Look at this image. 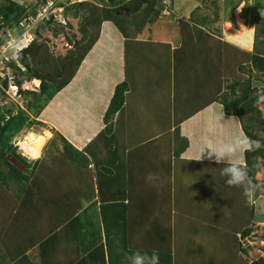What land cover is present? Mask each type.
Here are the masks:
<instances>
[{
    "label": "trees",
    "instance_id": "obj_1",
    "mask_svg": "<svg viewBox=\"0 0 264 264\" xmlns=\"http://www.w3.org/2000/svg\"><path fill=\"white\" fill-rule=\"evenodd\" d=\"M6 1V4L0 6V21L3 27H10L20 19L25 9L14 0ZM103 1H105L104 5L92 2L75 4L85 11L79 26L81 38L73 42L72 48L62 58L47 57L46 43L38 42L37 39H34L27 49L20 52L18 61L23 69L16 68L19 78L14 79L15 83L20 84L32 79L40 80L38 91H21L24 96L29 93L32 96V102L27 103L26 107L31 111L38 109L36 110V115H38L43 109L40 106L41 102L51 100L72 81L83 59L98 40L102 23L110 21L124 38V79L114 86L103 115L102 134H109L112 131L114 115L124 105L130 103L132 82H138L137 73L134 72L138 70L139 61L147 53L153 56L159 53L163 58L166 56L168 66L174 69L176 87L173 91V99L170 101V98H167L171 102V113L162 111L165 107L162 109L148 108L153 111L147 113L148 117L153 113H156L158 118L163 115L166 123L162 122L165 126L161 127L162 130L157 137L152 136L151 140L139 142L136 145H130L128 142L127 168L130 171L136 165L137 152L146 151L149 154L155 152L164 147L160 145L163 139L168 144L165 148L169 150L170 158H178L188 146L187 139L180 135V123L215 102L222 106L225 115L237 117L246 138L250 143L257 142L259 146L244 150L245 164L243 166L213 161H194V163L191 161L190 167H196L201 171L193 173L191 184L193 180L197 181L202 186L204 194L198 191L196 182H194L195 185L181 183L182 175L179 170L173 171L172 163L169 161L165 168L167 181L165 180L161 190L162 200H167L169 204L166 226L156 224L157 229L162 225L161 231L149 240L144 238L142 241V238H137L136 241H132L133 238H122L123 246L127 248L125 240H129L131 254L151 259L154 264L155 262L157 264H264V257L247 262L239 254L240 251H244L241 248L240 237L244 238L250 233L248 225L255 210L253 204L250 203L246 188L253 190L257 188L255 174L259 164L256 158L264 159V139L259 138L257 134L259 125H264V121L259 118L260 111L257 107L260 93L252 85V78L245 77V73L251 74L255 71L264 75V48L258 51L256 48L253 52L243 50L223 40L221 35L216 36L209 30L197 28L196 21L191 17L182 16L178 19L166 20L169 18L161 16V12L166 8L164 0ZM217 5L214 4L216 9H218ZM70 8L72 6L68 9ZM218 19L219 14L216 11L215 21ZM201 21V23L208 24L204 17ZM259 24L260 27L255 32L264 34V16L260 18ZM159 46L161 49L158 48ZM133 49L140 53L138 57L132 54ZM12 66L15 67L14 64ZM232 78H234L233 81L228 84L227 81ZM3 84L7 87L6 80ZM129 110L127 111L130 112ZM12 120L14 118L1 127L0 134V264H23L28 259L27 249L34 247L36 248L35 254L41 259V264H113L109 229L113 216L119 217L129 206L122 203L100 205L101 219L106 234V249L104 244H100L82 258L75 256L63 258L61 261L51 258L48 249L50 242L56 240L61 232L76 226L77 219L73 216L82 201L91 202L95 199L92 178L90 179L85 171L88 160L65 137L58 134L63 142L60 155L66 170L63 168L64 171H60L57 165H43L39 168L35 165L36 171L45 177L46 191L51 188L53 192L70 189L76 198L72 207L73 213L67 215L68 218L59 228L60 231L51 234V230H46L43 235L37 234L35 218L31 219L33 211L29 212L27 208V204L31 203V193L28 191L30 188L27 187L28 176L1 157V153L8 147L5 142H1L2 139H6L5 134L10 132L12 135L15 130H19L20 125L25 124L27 117H22V114L17 115L16 129L10 128ZM132 123L135 121L133 112H130L129 127ZM154 124L158 125V122ZM219 129L229 131L225 128L224 122L220 123ZM145 137L142 134L139 136L143 139ZM2 163L7 165L10 175L2 171ZM138 165L141 170H145L146 174L150 171L148 166L144 169L140 161ZM190 172L189 169L187 174ZM9 176L13 178L18 187L15 191L13 189V193L9 192L6 181H3L8 182ZM225 180H231V184L239 185L240 181L243 186L245 184V200L240 197L244 202V207L240 209L239 218L236 217L238 212L235 209L236 203H233L235 200H230L231 197L237 196L234 194L237 188L233 185L229 187V184H225ZM72 197H67V199H72ZM68 201L72 203L71 200ZM131 203L133 204V197ZM223 204L232 206L233 209L227 211L220 207ZM132 208L135 212L136 205ZM171 209L173 214L170 213ZM233 215L236 217L235 220L222 222V218L230 219ZM115 221L119 222V220ZM53 230H56V227H53ZM28 264L33 263L28 262Z\"/></svg>",
    "mask_w": 264,
    "mask_h": 264
},
{
    "label": "crops",
    "instance_id": "obj_2",
    "mask_svg": "<svg viewBox=\"0 0 264 264\" xmlns=\"http://www.w3.org/2000/svg\"><path fill=\"white\" fill-rule=\"evenodd\" d=\"M218 1L219 4L225 2V0ZM261 3V0H254V8L259 9L262 7ZM194 4L196 5V3ZM217 8L219 13L220 5H217ZM202 18L199 20L200 23ZM217 21L216 26L210 23L207 25L215 28L214 30L220 35V15ZM200 23H196L197 28L205 30L206 24ZM250 32L252 34V31ZM232 40L236 39L227 41ZM158 48L161 49L160 46ZM243 50L248 51L250 49L243 47ZM132 54L137 57L140 55L134 49ZM149 55V53L145 54L142 59ZM151 58L155 65L152 66L153 69L156 67L162 68L164 65L168 67L166 56L163 58L158 53L154 56L151 54ZM159 63L160 65H158ZM123 79L124 38L116 27L110 24L109 21H105L101 25L98 40L83 59L72 81L55 95L57 100L53 104L56 107H50L51 103H48L38 116L41 123L47 124L48 128L59 131V134L65 137L75 149L87 157L88 165L85 171L89 178H92L96 195L91 202H81L78 211L73 216L77 219L76 226L74 225L69 230L61 232L56 240L50 242L49 254L56 261L75 256L82 258L100 244H104L106 249V234L101 219L100 205L122 203L129 206L125 213L119 217L113 216L109 229L113 264H154L151 259L131 254L129 251L131 247L128 245L130 241L125 240L127 249L123 246L121 240L122 238H133L132 241H136L137 238H142V241H144V238L149 240L161 231L160 227L162 225L157 229L156 224L166 226L169 204L167 200H162L161 190L167 181L165 168H167L169 161L172 163L173 171L177 172L176 170H179L182 175L183 179H180V182L186 185H192L189 174H187L191 161L193 163L194 161H213L241 166L245 164L243 152L245 149L250 148V141L244 135L237 118L226 115L220 116V107L215 102L180 123V135L187 139L188 146L178 158H170V152L165 148L168 144L163 139L160 145H164V147L159 148V150H155L150 154L146 151L137 152L136 165L130 171L127 168L128 142L130 145H136L139 142L149 141L152 136L157 137L160 131L153 132L149 130L146 125L151 123L143 120L140 111L133 114L135 123H132L129 127L130 112L127 110L132 109L129 103L114 115L111 133L102 134L104 112L114 86ZM171 88L170 96L173 95L176 87L173 84ZM169 98L171 101V97ZM155 99L152 104H146L150 109L165 107L158 97ZM133 109H142V103L134 106ZM152 117L159 119L156 113L152 114ZM234 118L237 121H234ZM202 119L203 126L201 127ZM225 119L227 120L225 121ZM229 121L231 122L228 123ZM223 122L225 128H228L229 131H220L219 126ZM212 123H215L212 127L213 131L217 130L214 134H211L210 128L208 129V124ZM195 133H198L199 136L193 140ZM141 134L146 136L145 139L139 138ZM50 135L51 133L48 134L49 137ZM36 138L37 136L31 139L26 138L27 145H22L26 149L31 148L30 150L36 155L33 160L39 158L43 151V146L37 151L30 147L32 145L34 147L43 145L42 140L38 138V142L35 143ZM139 161L144 169L146 166L150 168L147 174L145 170L139 168ZM176 165H178V168H176ZM240 179L242 180L241 177ZM44 181L45 177L42 174L41 178L30 179L27 185L30 188L28 191L31 193V203L27 204V208H29V212L33 211L31 219L35 218L37 234L40 235H43L46 230H51V234L56 233L64 225L66 218H68L67 215L73 213L72 207L76 200L73 191L70 189L53 192L51 188L46 191ZM231 185L237 188L235 195L239 196V188L242 189L245 195V184L243 186L241 181L239 185L229 184V187ZM134 189L138 191H132ZM67 197H72V199H67ZM132 197L133 204H130ZM68 200H71L72 203ZM133 205H136L135 212L132 208ZM170 213L173 214L172 209ZM115 220H119V222ZM53 227H56V230H53ZM140 243L142 244V242ZM35 251V247L27 249L28 259L23 264H28V262L41 264V259L35 254Z\"/></svg>",
    "mask_w": 264,
    "mask_h": 264
},
{
    "label": "rangeland",
    "instance_id": "obj_3",
    "mask_svg": "<svg viewBox=\"0 0 264 264\" xmlns=\"http://www.w3.org/2000/svg\"><path fill=\"white\" fill-rule=\"evenodd\" d=\"M14 1H16L18 4H23V6L28 12L33 10L39 2V0H33V1L14 0ZM84 2H92L93 4L104 5L105 1L86 0ZM166 2L167 3L165 5L167 6V8L171 10V12L167 13V15L170 14L171 17L169 16L167 17L169 19L166 18L164 19L174 20L180 18L182 15L183 16L185 15L186 18L191 17L198 24L200 23L199 22L200 18L204 17L207 19V23L214 24V26H216L215 12L216 11L218 12V9L214 7V4H218L220 5V11L218 13L220 15L219 28H220V35L223 40L227 41L231 39H236L234 41L233 40L229 41L230 44H234L242 49L243 47L248 48L250 49L248 51L251 52L256 51V48L257 51L264 48V34L261 33L258 34L255 32V30L260 27L259 24L260 18L264 16V0H261L262 7H260L259 9L254 8L255 7L253 6L254 0H251V2L250 0H225V2H222L221 4H219L218 0H169ZM6 3H7L6 0H0V6ZM194 3H196V5ZM71 6L72 8L70 9L67 8L66 10V17L65 18L59 17L57 19L58 21H56V24L54 22H51L50 24H48L49 26L42 25L40 28H38L36 39L38 40V42L46 43L48 47V54L46 55L47 57L52 56V58L53 57L55 58L58 56L62 58L69 51V49L72 48L73 42L81 38V34L79 32V26L81 25L82 15L84 14L85 11L79 9L77 5H71ZM61 22H65V25H61L62 24ZM109 23L115 27V25L112 22L109 21ZM105 26H103V28H105ZM204 29L213 32L214 35L216 36H220L218 35V32L214 30L215 28L211 27V25H205ZM250 31H252V34ZM229 34L232 35L233 37L230 36ZM152 63L153 61L151 58V54L145 57L144 60L141 59L139 61L140 65L138 66V70L136 71L138 82L136 81L132 82V86H131L132 90L129 96V102L131 105L130 108L132 109H130L129 111L133 112V114L140 111L143 120L151 123L150 125H146V127L149 130L155 132L156 130L157 131L162 130L161 127L165 126V124H162V122L166 123V119L165 117H163V115H161L159 119H153L154 117L152 116L148 117L147 113L153 111L148 110L149 107L146 104H152L153 100L156 97H158L160 102H162L165 106V109H163L162 111H164L165 113H171V102L167 98L171 97V99H173L172 97L173 95L170 96L169 94H170V90L172 89L171 85L175 83V80L173 76L174 69L172 70V66L170 68L169 66L166 67L164 65L162 68L156 67L155 69H153L152 66L155 65L154 63L153 64ZM50 65L52 64L50 63ZM158 65H160V63ZM245 74H246L245 77L252 78L251 79L252 85L256 87L258 89V92L260 93V97L257 101V107L260 111L259 118L260 120L264 121V75H261L260 73H257L255 71H253L251 74L248 73ZM18 78L19 76L17 77V79ZM233 79L234 78H232V80L227 81V83L228 84L231 83ZM34 81L29 80L26 81L25 83L20 84L21 89L24 88L25 90L29 89L30 91L28 90V92L38 91L39 88L37 87L39 86L40 82L39 80H34ZM22 94H23V98L14 100L13 105L8 109L9 111L3 109L0 106L1 124L2 123L6 124L11 119L14 118V120L11 121L10 128L11 127L15 128L17 115L22 114V117L24 118L27 117L25 124L24 125L21 124L19 130H15L12 135H10V132L5 134L6 139H2L1 142H5V144L8 147H6L5 148L6 150L4 149V151L1 153V157L2 159H6L7 156H12L16 158L20 162V164L24 166V169L21 170V172H23L25 175L28 176V182H29L30 179L42 177V174L36 171L35 165L38 168L39 166L42 167L43 165H53V166L57 165L60 167L58 169H60V171L62 172L64 171L63 168L66 170V166H63L62 157L60 155L63 142L60 140L58 136L59 131L57 130L55 131L53 129L50 131L48 129L47 124L44 125L43 123H41V121L38 120V116L40 115L41 111L48 105V103H51L50 107L52 106L56 107V105L53 103L57 100V97L56 96L54 97L53 102L52 99L49 100L48 102H46V100H43L40 105L42 106L43 109L40 111L38 115H36L37 112L36 110L38 109L31 111L30 108L26 107L27 103L32 102L31 93L25 95V97H24V93ZM0 97L2 101L9 100L6 94H4L3 92H0ZM20 101L23 103H21ZM19 102L21 103L20 105ZM140 103H142L143 106L142 109H133L134 106H138V104ZM218 105L220 107V114H221L220 116H225L224 111L222 110V106L219 103ZM228 116L230 117L231 115ZM155 120L158 121V125H155L153 122H151ZM226 120L227 119H225V121ZM237 120L239 121L238 118ZM237 120L234 118V121ZM230 122L231 121H229L228 123ZM214 124L215 123L208 124V129L210 128L211 134L217 132V130L213 131L212 127ZM202 126H203V119L201 123V127ZM31 132L37 133L36 135L37 138L39 140H42L41 142L43 145L45 144L44 146L42 145L43 151L41 152V157L37 160H29L23 156L25 152L24 151L25 148L22 145H27V140L23 139V137L25 134H30ZM48 132L52 134L51 138H49L47 134ZM44 133L46 134L44 135ZM257 134L259 138L264 139V125H259V131L257 132ZM198 136L199 134L195 133L193 136V140L195 139V137L197 138ZM37 138L35 139V143L38 142ZM19 143H21L20 144L21 146L17 145ZM250 144H251L250 146L251 148H255L259 146L257 142H253ZM109 146L111 147V145ZM256 161L259 164L258 171L255 174V179L257 181V188L255 190H253L252 188H246L248 191V195L250 196V203L253 204L255 209L254 216L252 217L251 222L248 225V228L250 229V233L244 238L240 237L239 240L241 243V248L244 250V251H240L239 254L247 262H251L261 257H264V166H263L264 159H262L261 157H257ZM1 169L6 175L11 174L6 164L2 163ZM189 169L191 171L189 174L190 180L192 178V175L194 176L193 173H195V171L201 172L200 170H197L196 167L191 166ZM34 172H36L35 175L33 174ZM3 181H6L5 183L8 186L7 188L9 192L13 193L15 190L18 189L17 184L15 183V181L11 176H9L8 182L7 180H3ZM194 182L197 183L196 188H198V191L204 194L205 192L202 186L195 180L192 181L193 185H195ZM5 183H2V185H5ZM225 184L226 185L231 184V180H225ZM238 195L239 196H233L234 199L233 197H231L230 200L231 201L235 200V202L233 201V203H236L237 207L234 208L238 212V215H236V217L239 218L241 216L240 209L242 210L244 207L243 204L244 202L241 200L240 197L244 198L245 200L241 188H239ZM220 207L224 208L227 211L233 209L232 206L224 205V204L220 205ZM218 211H220L219 208ZM236 217H234L233 215V217H231L232 220L231 218L230 219L222 218V222L233 221L235 220ZM237 236H239V234H237Z\"/></svg>",
    "mask_w": 264,
    "mask_h": 264
},
{
    "label": "built area",
    "instance_id": "obj_4",
    "mask_svg": "<svg viewBox=\"0 0 264 264\" xmlns=\"http://www.w3.org/2000/svg\"><path fill=\"white\" fill-rule=\"evenodd\" d=\"M82 1L83 0H45L42 2L40 0L35 9L30 12L26 11L13 27H3L0 22V92L6 94L10 100L2 101L0 97L1 107L10 108L14 100L23 98V95L19 93L14 83L15 76L10 63L15 61V64L18 65L16 59L19 52L29 47L30 43L36 37L38 28L42 25H48L51 22L56 24L59 17H66L67 8ZM166 1L168 0H164L165 4L167 3ZM166 8L163 12L167 14L169 11ZM61 23V25H65V22ZM4 80L7 81V87H4ZM20 102L19 105L23 103Z\"/></svg>",
    "mask_w": 264,
    "mask_h": 264
},
{
    "label": "clouds",
    "instance_id": "obj_5",
    "mask_svg": "<svg viewBox=\"0 0 264 264\" xmlns=\"http://www.w3.org/2000/svg\"><path fill=\"white\" fill-rule=\"evenodd\" d=\"M169 1V0H168ZM82 2H84V1H82ZM165 4V3H164ZM20 5H22V7L25 9V7L23 6V4H20ZM167 7V6H166ZM35 9V8H34ZM169 12L171 11L169 8H166ZM27 10L25 9V12H26ZM24 12V13H25ZM23 13V14H24ZM22 14V15H23ZM21 15V16H22ZM20 16V17H21ZM161 16H165L166 18H167V16H170V14L169 15H167L165 12H161ZM1 19V18H0ZM1 22V21H0ZM15 23H13L10 27H13V25H14ZM1 36V35H0ZM36 36H37V34H36ZM34 39H36V37L34 38ZM34 39H33V41H34ZM32 41V42H33ZM31 42V43H32ZM30 43V44H31ZM22 52V51H21ZM19 54H20V52H19ZM19 54H18V57H19ZM18 57H17V59H16V61L18 62V65L17 64H15V61H13L12 63H10V65H11V68L13 69V74H14V76H15V78H17L18 77V75H17V73H18V70L16 69V68H22V66L20 65V62L18 61ZM12 64H14L15 65V67L14 66H12ZM23 69V68H22ZM14 78V79H15ZM33 81L34 80H38V79H32ZM26 81H23L22 83H25ZM39 82H40V80H39ZM15 83V82H14ZM22 83H20V84H22ZM20 84H16L15 83V85L17 86V88H18V91H19V93H21L22 94V92L21 91H28L29 89H27V90H25V88H24V90L23 89H21V85ZM40 87V84H39V86L37 87V88H39ZM30 91V90H29ZM36 92V91H35ZM23 95V94H22ZM25 97V96H24ZM3 109H5V110H8L9 108H4V107H2ZM235 117V116H234ZM1 126H2V124H0ZM50 131L52 130L50 127L48 128ZM251 148V147H250ZM248 149V148H247Z\"/></svg>",
    "mask_w": 264,
    "mask_h": 264
},
{
    "label": "bare ground",
    "instance_id": "obj_6",
    "mask_svg": "<svg viewBox=\"0 0 264 264\" xmlns=\"http://www.w3.org/2000/svg\"><path fill=\"white\" fill-rule=\"evenodd\" d=\"M77 3H80V2H77ZM77 3H75V4H77ZM75 4H73V5H75ZM71 7V6H70ZM33 81V80H32ZM35 82V81H34ZM33 82V83H34ZM31 84V83H30ZM27 88V87H26ZM9 111V110H8ZM50 132H48V134H49ZM41 134V133H40ZM36 135H37V133H34V132H31L30 134H25L24 135V137H23V139H26V138H28V139H31V138H34V137H36ZM46 143V142H45ZM17 145H19V146H21L20 145V143L19 144H17ZM45 145V144H44ZM43 145V146H44ZM42 145H38V146H35L34 147V145H32V146H30V147H32V148H34V151H37V150H40V147H41ZM24 157H26L27 159H29V160H33L34 158H35V156L36 155H34L33 154V151L32 150H30V149H24ZM38 159V158H37Z\"/></svg>",
    "mask_w": 264,
    "mask_h": 264
},
{
    "label": "water",
    "instance_id": "obj_7",
    "mask_svg": "<svg viewBox=\"0 0 264 264\" xmlns=\"http://www.w3.org/2000/svg\"><path fill=\"white\" fill-rule=\"evenodd\" d=\"M0 134H1V125H0ZM6 161L9 162L14 167H16L17 169H19L20 171L24 169V166L20 164V162L16 158L12 156H7Z\"/></svg>",
    "mask_w": 264,
    "mask_h": 264
},
{
    "label": "flooded vegetation",
    "instance_id": "obj_8",
    "mask_svg": "<svg viewBox=\"0 0 264 264\" xmlns=\"http://www.w3.org/2000/svg\"><path fill=\"white\" fill-rule=\"evenodd\" d=\"M0 121H1V120H0ZM0 124H1V122H0ZM3 125H4V123H2V126H3ZM2 126H1V127H2ZM8 163H9V162H8ZM9 164H10V163H9Z\"/></svg>",
    "mask_w": 264,
    "mask_h": 264
}]
</instances>
